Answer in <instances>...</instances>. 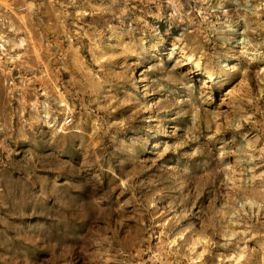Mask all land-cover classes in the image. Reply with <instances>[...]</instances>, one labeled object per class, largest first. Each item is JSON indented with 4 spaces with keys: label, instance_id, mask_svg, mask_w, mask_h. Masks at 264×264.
Masks as SVG:
<instances>
[{
    "label": "rangeland",
    "instance_id": "1",
    "mask_svg": "<svg viewBox=\"0 0 264 264\" xmlns=\"http://www.w3.org/2000/svg\"><path fill=\"white\" fill-rule=\"evenodd\" d=\"M0 264H264V0H0Z\"/></svg>",
    "mask_w": 264,
    "mask_h": 264
},
{
    "label": "built area",
    "instance_id": "2",
    "mask_svg": "<svg viewBox=\"0 0 264 264\" xmlns=\"http://www.w3.org/2000/svg\"><path fill=\"white\" fill-rule=\"evenodd\" d=\"M67 121H70V118Z\"/></svg>",
    "mask_w": 264,
    "mask_h": 264
}]
</instances>
